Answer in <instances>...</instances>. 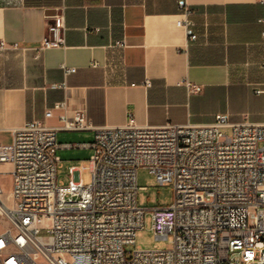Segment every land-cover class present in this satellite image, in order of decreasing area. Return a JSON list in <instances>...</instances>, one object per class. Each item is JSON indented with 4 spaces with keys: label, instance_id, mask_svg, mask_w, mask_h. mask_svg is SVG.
Returning <instances> with one entry per match:
<instances>
[{
    "label": "built area",
    "instance_id": "2783aa9c",
    "mask_svg": "<svg viewBox=\"0 0 264 264\" xmlns=\"http://www.w3.org/2000/svg\"><path fill=\"white\" fill-rule=\"evenodd\" d=\"M179 6L184 18L177 24L196 40L187 1ZM61 29L60 22L50 24L41 49L61 46ZM6 49L1 41L0 53ZM62 68L66 75L76 71ZM62 121L60 128L25 122L12 129L11 143L0 142V165L11 166L0 175L11 174L13 201L8 204L0 181V216L9 223L0 233V264H264V123H232L217 114L210 124L153 127L130 116L123 126L96 128L85 110ZM59 130H94V139L60 145ZM62 147L92 150L89 164L69 168L67 184L58 179ZM141 168L157 184H173L170 205L139 204ZM87 170L89 184L76 177ZM148 215L151 231L169 248L136 245ZM129 245L135 248L127 251Z\"/></svg>",
    "mask_w": 264,
    "mask_h": 264
},
{
    "label": "crops",
    "instance_id": "0c3cea01",
    "mask_svg": "<svg viewBox=\"0 0 264 264\" xmlns=\"http://www.w3.org/2000/svg\"><path fill=\"white\" fill-rule=\"evenodd\" d=\"M186 1L196 40L177 24L179 0H0V142L32 120L60 128L76 110L96 128L130 116L153 127L210 124L217 114L264 123V0ZM57 22L64 43L41 49ZM64 65L76 71L66 75ZM188 81L201 91L190 93ZM93 139L94 130L57 132L60 145ZM0 224V233L9 227L5 218Z\"/></svg>",
    "mask_w": 264,
    "mask_h": 264
},
{
    "label": "rangeland",
    "instance_id": "374dc122",
    "mask_svg": "<svg viewBox=\"0 0 264 264\" xmlns=\"http://www.w3.org/2000/svg\"><path fill=\"white\" fill-rule=\"evenodd\" d=\"M8 137V136H7ZM5 139V143H11L10 138ZM61 135H59V140ZM59 154L62 156V166L58 169V179L60 183L67 184L70 180L69 168L71 166L80 167L82 164H89V158L92 154L90 149H77L67 153L60 151ZM72 157V158H71ZM5 170H8L6 168ZM2 182L5 187V192L11 190L12 177L11 174L2 175ZM77 179H82L85 184H89L92 181V174L90 170L86 172L80 171L76 174ZM138 184L142 189L139 191L138 200L139 204L146 209H153L161 206H168L173 202L174 199V186L173 184L159 185L155 182L154 177L146 169H140L138 172ZM6 197V196H5ZM12 198L9 200V205H12ZM2 219L3 217L0 216ZM151 217L148 215L146 229L138 237L136 245L143 249L152 248L157 245L160 248H169L171 245L168 241L159 240L155 234L151 231ZM2 224H0V227ZM135 246H126V250L130 251Z\"/></svg>",
    "mask_w": 264,
    "mask_h": 264
}]
</instances>
